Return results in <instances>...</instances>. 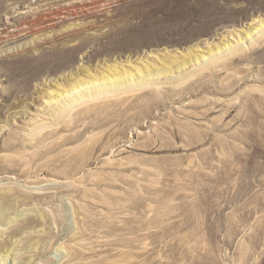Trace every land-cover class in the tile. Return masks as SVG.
<instances>
[{"label":"rangeland","instance_id":"obj_1","mask_svg":"<svg viewBox=\"0 0 264 264\" xmlns=\"http://www.w3.org/2000/svg\"><path fill=\"white\" fill-rule=\"evenodd\" d=\"M0 264H264V0H0Z\"/></svg>","mask_w":264,"mask_h":264},{"label":"bare ground","instance_id":"obj_2","mask_svg":"<svg viewBox=\"0 0 264 264\" xmlns=\"http://www.w3.org/2000/svg\"><path fill=\"white\" fill-rule=\"evenodd\" d=\"M262 25L263 23L260 24L259 28H257L258 31L262 27ZM247 35L250 36V32H248ZM227 45L228 44L226 43V48L229 49L230 53H235L237 50L239 51L240 49L238 45H233L230 43L228 47ZM220 51L221 50L218 49L217 52ZM210 55L213 56V52ZM202 58H205L204 54L197 55L195 59L199 60ZM146 69H147V73H145L142 68L140 69L138 68L140 74L139 76H136V73H133L131 70H128L127 68L126 69L123 68L120 70L118 67L115 66V68L113 69L114 72L111 75L108 74H103L101 76L91 75L90 78L88 79L83 78L77 83H74L70 88H65L63 93H60L59 95H55V97H52L48 101V103H51L52 105L56 103L57 106L54 107L53 109L54 114H61L63 112L72 109L77 103L83 101L98 99L101 96L108 95L111 93H118L125 91L127 92L139 85H150V84L158 83L159 75L165 74L168 71V69H163L162 67L155 69H149V68ZM70 95H72V97L67 99V97L68 96L70 97ZM59 96L60 97L64 96V101L62 104L58 103Z\"/></svg>","mask_w":264,"mask_h":264}]
</instances>
